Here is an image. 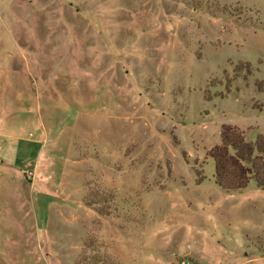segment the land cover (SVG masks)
Instances as JSON below:
<instances>
[{
	"label": "rangeland",
	"instance_id": "rangeland-1",
	"mask_svg": "<svg viewBox=\"0 0 264 264\" xmlns=\"http://www.w3.org/2000/svg\"><path fill=\"white\" fill-rule=\"evenodd\" d=\"M2 109L0 264H264V0H0Z\"/></svg>",
	"mask_w": 264,
	"mask_h": 264
},
{
	"label": "trees",
	"instance_id": "trees-1",
	"mask_svg": "<svg viewBox=\"0 0 264 264\" xmlns=\"http://www.w3.org/2000/svg\"><path fill=\"white\" fill-rule=\"evenodd\" d=\"M233 131L235 129H230V131ZM231 131V132H232ZM228 132L222 131L221 132V139L223 143H226V145H231L229 142H227V134ZM241 133H236L235 139L237 140L238 144L240 146L245 147L247 151H250V148L248 147V144L242 143V138L240 136ZM260 141L264 143V139L260 138ZM212 156H213V161H214V174H215V181L216 183L220 184L222 187L226 189H239L242 188L243 185V180L242 177L244 176L243 174V168L240 164L237 163V158L234 160L231 156L227 155L226 150H225V144L222 145L221 147H216L212 151ZM225 163L230 167L229 171H226L225 169ZM238 171H241L240 173ZM238 172V173H237ZM237 173V174H236ZM236 175L237 177H234L232 175ZM224 176H230L231 183L226 184L223 181Z\"/></svg>",
	"mask_w": 264,
	"mask_h": 264
},
{
	"label": "crops",
	"instance_id": "crops-1",
	"mask_svg": "<svg viewBox=\"0 0 264 264\" xmlns=\"http://www.w3.org/2000/svg\"><path fill=\"white\" fill-rule=\"evenodd\" d=\"M3 110V109H2ZM1 110V111H2ZM0 111V112H1ZM3 112L4 113H0V135H2V136H5V135H7L6 134V131L2 128V125H1V122H5V123H8V119H7V117L10 119V116H6L7 114H9L10 112L9 111H4L3 110ZM6 120V121H5Z\"/></svg>",
	"mask_w": 264,
	"mask_h": 264
},
{
	"label": "built area",
	"instance_id": "built-area-1",
	"mask_svg": "<svg viewBox=\"0 0 264 264\" xmlns=\"http://www.w3.org/2000/svg\"><path fill=\"white\" fill-rule=\"evenodd\" d=\"M25 177L27 180H30L31 179V172H27Z\"/></svg>",
	"mask_w": 264,
	"mask_h": 264
}]
</instances>
